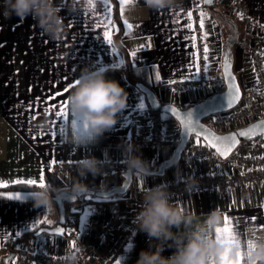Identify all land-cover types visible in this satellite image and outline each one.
I'll use <instances>...</instances> for the list:
<instances>
[{"label":"crops","instance_id":"obj_1","mask_svg":"<svg viewBox=\"0 0 264 264\" xmlns=\"http://www.w3.org/2000/svg\"><path fill=\"white\" fill-rule=\"evenodd\" d=\"M202 1L181 0L178 9L158 12L147 8L143 0L127 5H121L120 0H108L107 4L104 0H57L68 28L62 41H50L43 36L31 17L19 21L15 16L6 20L0 15V182L6 184L0 186V264H5V255L18 245L51 256H63L67 249L82 245L86 251L80 264H136L140 252L149 249L146 233L133 222L142 205L137 193L170 179L188 177L192 171L182 162L168 169L164 176H133L125 193L107 197L86 194L78 201H66L65 217L75 214L78 220L76 225L65 223L64 236L38 231L59 224L61 213L55 197L62 191L73 193L69 185L73 177L96 192L123 185L127 166L121 173L88 174L81 178L63 170L61 165L85 156L126 165L123 145L132 143L133 123L150 106L138 84L151 89L163 104L173 103L184 109L209 97L211 92L203 81L206 76L222 74V59L227 56L243 95L255 90L252 34L246 31L238 13H228L226 7L247 2L256 24L254 33L261 34L264 43V0H218L201 9ZM74 6L76 11L71 10ZM106 8H110V16ZM196 13L203 19L202 29L207 34L209 65L205 69L198 55L195 35L201 27L196 23ZM109 18L112 24L105 28ZM125 21L131 29L126 28ZM105 31L111 33V44ZM85 67L103 69L106 78L116 80L128 94L127 105L117 114V123L98 140L71 145L64 141L60 129L69 123L66 100ZM130 76L137 84L129 80ZM58 112H67V121ZM166 120L173 129L178 127L172 115ZM141 126L144 129L146 125ZM136 147V154L148 161L149 170H157L175 150ZM201 170L206 168L201 166ZM41 175L45 184L53 188L54 207L50 211L34 206L33 188L25 186L35 185L14 183L34 179L38 185ZM15 196L19 198L9 199ZM189 200L198 215L219 207L228 216L229 228L240 240L242 253L248 243V228L264 232V186L199 190L180 197L181 203ZM38 221L44 223L37 224ZM224 226L225 223L221 228ZM17 232L20 235H15ZM173 251L165 246L162 255L170 256Z\"/></svg>","mask_w":264,"mask_h":264},{"label":"clouds","instance_id":"obj_2","mask_svg":"<svg viewBox=\"0 0 264 264\" xmlns=\"http://www.w3.org/2000/svg\"><path fill=\"white\" fill-rule=\"evenodd\" d=\"M144 5L155 11L174 10L181 0H143ZM76 11L75 6L71 9ZM61 7L57 0H0V15L19 21L31 17L35 27L50 41H62L68 31ZM128 94L114 79L106 78L103 69L85 67L75 79L67 97L69 123L61 135L71 145L95 142L117 123V114L127 105ZM75 117V119H71ZM47 127V124L44 125ZM138 148L130 142L123 145L124 163L132 176L148 174V161L137 155ZM107 155V153H105ZM104 161L94 156H85L76 162L78 177L88 174L99 175ZM196 181L189 179L190 185ZM70 191L84 193L86 184L73 177ZM53 188L50 184L33 188L35 207L46 211L53 209ZM141 210L134 223L139 231L146 233L149 249L141 251L136 264H222L225 257L240 258L241 242L238 238L228 243L216 238V229L225 223L223 211L217 207L208 213L197 214L191 201L173 202L165 185L143 188ZM248 241L243 251L244 264H264V232L254 228L247 230ZM165 246L174 249L172 255L164 256ZM86 249L81 245L75 250L67 249L61 257V264H80Z\"/></svg>","mask_w":264,"mask_h":264},{"label":"built area","instance_id":"obj_3","mask_svg":"<svg viewBox=\"0 0 264 264\" xmlns=\"http://www.w3.org/2000/svg\"><path fill=\"white\" fill-rule=\"evenodd\" d=\"M204 7L206 6L202 1L200 8ZM249 8L247 2H239L227 6L226 11L238 13L246 31L252 34L254 40V46L251 50L252 66L257 84L253 92L243 95L241 102L234 109L209 117V119L214 120L215 126L211 127L222 133L238 128L224 129L222 128L223 125L238 126L264 118V43L261 34L254 33L256 24ZM240 14H242V18ZM195 16L196 23L200 26V14L196 13ZM195 36H197L200 65L205 69L209 65L207 53L204 52L205 30L198 28ZM205 55L207 59H205ZM210 81V77L206 76L203 86L207 87ZM167 115V113L158 111L151 106L138 114L132 127V144L142 146L147 150L175 149L180 143V129L179 126L173 129L169 125L166 120ZM142 123L146 125L145 130L141 129ZM210 147L198 136L191 138L180 162L192 172L186 178L170 179L162 184L167 187L173 202H181L180 197L182 195L199 190H226L249 184L257 188L264 186V135L243 142L228 158H222ZM76 162L78 161H68L63 163L61 167L65 171L78 174ZM201 166H204L206 170H201ZM125 169L126 165L124 164L113 160H104L102 171L96 176L121 173ZM190 178L196 181L195 185L189 184ZM141 191L137 193L138 200H142ZM12 251L14 253L12 264H61L62 256H51L39 252L37 249H29L24 245H18Z\"/></svg>","mask_w":264,"mask_h":264},{"label":"water","instance_id":"obj_4","mask_svg":"<svg viewBox=\"0 0 264 264\" xmlns=\"http://www.w3.org/2000/svg\"><path fill=\"white\" fill-rule=\"evenodd\" d=\"M203 1H204V4L206 6H213L216 4V2L218 0H213V2L211 4L205 3V0H203ZM225 57L222 59L223 60V62H222V75L224 78L225 89L221 92L215 93V94L203 99L202 101L194 103L191 106L184 108V109L179 107L176 104H173V103L163 104L160 100H158L157 96L155 95V93L151 89L147 88L146 86H144L142 84H138V87L141 89V91H143L146 94L149 105L151 107H153L154 109H157L158 111L161 110L164 113L172 115V117L179 124V129H180V131H179L180 143L175 148L172 157L170 159L164 161L163 163H161L157 170H149L147 175H156V176L162 175V176H164L168 169L177 165L181 161V158L183 156L185 148L187 147L191 138L193 136H198L197 132L200 133V135L198 137L201 138L202 140H204L207 144H209V146H211L210 148H212L214 151H216L222 158H228L239 147V145L242 142H245L247 140H251V139H254V138H257L259 136L264 135V124L261 123V122H264V118L254 120V121L246 124L245 126H242V127L237 128L233 131L225 132V133H220V132L216 131L215 129H213L210 126V124L208 125L205 122V119L209 118L210 116H213V115L219 114V113H223V112H227L231 109H234L241 102L242 97H243V91H242V88L240 86L238 77L235 74V72H233L234 71L233 63L231 60L228 59V63L230 65V67L228 68V72L230 73L231 76L235 77L234 84H235V86H238L239 90H240V99L231 108H228L227 95L229 93V79L225 74ZM189 112L192 115L191 120H192L193 125H198V127L196 128L195 131H188L186 128V125H185V120L187 119L186 114ZM258 124H260L261 127L255 129L254 133L250 137H241V136L237 135V137H236L237 143L235 145L231 146L230 150L227 151L226 155L222 154V152L224 151L223 146L220 145L219 142H213L211 139L212 136H216V137L231 136L234 133H239L242 130H247L251 126L258 125ZM204 130H206V131H204ZM205 137H208V138L206 139ZM124 179H125V181L121 187L114 188V189L107 191V192H96L94 190H87L84 193L77 194V193H70V192H66V191L63 192L62 191L61 193H59L55 197V199L58 203L59 209H60V213H61V218H60L59 224L55 227H43V228L39 229L38 234L48 233V234H52V235L64 236L66 233V227H65V223H66V219H65L66 213L65 212L66 211H65V204L64 203L66 201H68V202L78 201L83 195H86V194L97 195L100 197H107L110 195H114L116 193H118V194L125 193L129 189V187L132 183L133 176L131 175V173H129L127 171L124 174ZM57 228H63L64 234L61 235V234L57 233L56 232ZM5 256L6 257L4 258V263L5 264H12L11 262H12V259L14 257L13 251H10Z\"/></svg>","mask_w":264,"mask_h":264},{"label":"snow or ice","instance_id":"obj_5","mask_svg":"<svg viewBox=\"0 0 264 264\" xmlns=\"http://www.w3.org/2000/svg\"><path fill=\"white\" fill-rule=\"evenodd\" d=\"M89 2L91 3V0H89ZM132 2H133V0H120L121 5H127V4L132 3ZM212 2H213V0H205V3H208V4H211ZM104 3L107 4L108 0H104ZM105 11H107L109 13V16H110V8H106ZM201 15L204 16L205 14L202 13ZM240 15L242 18V14H240ZM189 18L191 19V13H189ZM111 24H112V21L109 18L107 24L104 25V27L108 28L111 26ZM69 26H71V24ZM125 26L127 29H131V27H132L130 24L127 23V21H125ZM189 27H191V25H189ZM200 27L201 28L204 27L203 19H201ZM104 36L107 39L108 44H111L112 43L111 33L109 31H105ZM206 37H207V34L205 33L204 38H206ZM193 39H195V37H193ZM204 52H205V54L208 52V48H207L206 44L204 46ZM131 55L134 57L136 55V53L133 52ZM205 59H207L206 55H205ZM121 62H123V61H121ZM229 67H230V65L228 63V58L226 56L225 57V74L229 79V93L227 95V101H228V108H231L240 99V90H239V87L235 86V84H234L235 77L231 76L230 73L228 72ZM156 79L157 80L160 79L158 74H157ZM170 83H175V81H171ZM64 91L67 92L68 89L66 88ZM57 95H59V93H57ZM57 115L58 116H64L65 121H67V116H68L67 112H63V113L58 112ZM186 116H187V119L185 120V125H186L187 130L188 131H195L196 128L198 127V125H193L192 120H191V116H192L191 113L190 112L187 113ZM261 123L264 124V122H261ZM260 127H261V125L258 124V125L251 126L247 130H242L239 133H234L231 136H226V137L212 136L211 139L213 142H219V144L223 146L224 151L222 152V154L226 155L227 151L230 150L231 146H233L237 143V140H236L237 135L241 136V137H250L254 133V130L257 128H260ZM60 131L62 132L63 128H61ZM204 131H206V130H204ZM53 135H55V133ZM197 135L199 136L200 133L197 132ZM205 138L207 139L208 137H205ZM39 180H40V182L38 185H37V181L34 179H29L26 181L18 180V181H14V183H17V184H25L26 183L28 185H35L38 187L46 186V184L44 182L45 177L43 175H41L39 177ZM0 186H6V184H4V182H0ZM18 198H19V196L9 197V199H18ZM253 219H255V217H253ZM224 221H225L224 228H217L216 229V238L218 240H223L225 242L231 243V242L236 240V237H235V235L232 234L231 229L229 228V218L227 215L224 216ZM42 223H44V221H38L37 222V224H42ZM56 232L61 234V235L64 234L63 228H57ZM222 234H226V235H222ZM15 235H20V233L17 232V233H15ZM248 244H249V246H251L252 242L248 241ZM242 256H243V253H241L240 258L235 260V261L228 260L227 257H225L224 260L222 261V264H241Z\"/></svg>","mask_w":264,"mask_h":264},{"label":"rangeland","instance_id":"obj_6","mask_svg":"<svg viewBox=\"0 0 264 264\" xmlns=\"http://www.w3.org/2000/svg\"><path fill=\"white\" fill-rule=\"evenodd\" d=\"M208 77H210V79H211V81H210V83L207 85V89L211 92L210 94H208V96H211V95H213V94H215V92L216 93H218V92H221V91H223L224 89H225V83H224V79H223V75L221 74V73H216V74H214V75H212V76H208ZM129 80H132V83L135 85V84H137L136 82H134L133 81V76H130L129 77ZM218 91V92H217ZM214 92V93H213ZM146 99H147V97H146ZM202 101V100H201ZM192 104H194V103H192ZM191 103L190 104H188V105H186V107L185 108H187V107H189V106H191L192 105ZM167 116H171V115H167ZM166 116V117H167ZM205 122L209 125L210 124V126H215L214 125V120L213 119H209V118H207V119H205ZM178 124V123H177ZM246 124H248V123H246ZM246 124H242V125H238V126H234V125H231V126H229V125H223L222 126V128H224V129H230V128H235V127H238V128H240V127H242V126H245ZM178 126H179V124H178ZM213 128V127H212ZM217 130V129H216ZM218 131V130H217ZM224 131V130H223ZM231 131H233V129L231 130ZM218 132H220V133H222L221 131H218ZM242 145V144H241ZM4 258V257H3Z\"/></svg>","mask_w":264,"mask_h":264},{"label":"trees","instance_id":"obj_7","mask_svg":"<svg viewBox=\"0 0 264 264\" xmlns=\"http://www.w3.org/2000/svg\"><path fill=\"white\" fill-rule=\"evenodd\" d=\"M243 143V142H242ZM241 143V144H242ZM27 189H31V188H37L36 186H25ZM66 225L69 226L71 224L76 225L77 224V220H78V216H76L75 214H67L66 217ZM36 232V231H34ZM68 232V231H67ZM67 234V233H66Z\"/></svg>","mask_w":264,"mask_h":264}]
</instances>
